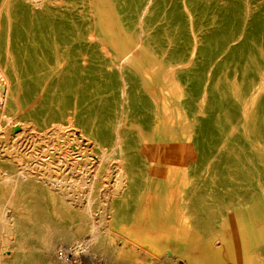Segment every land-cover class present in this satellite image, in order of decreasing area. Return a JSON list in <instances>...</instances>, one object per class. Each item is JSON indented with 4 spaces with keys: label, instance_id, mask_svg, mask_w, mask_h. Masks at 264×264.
Instances as JSON below:
<instances>
[{
    "label": "rangeland",
    "instance_id": "374dc122",
    "mask_svg": "<svg viewBox=\"0 0 264 264\" xmlns=\"http://www.w3.org/2000/svg\"><path fill=\"white\" fill-rule=\"evenodd\" d=\"M149 190L171 253L126 237ZM2 241L0 264H264V0H0Z\"/></svg>",
    "mask_w": 264,
    "mask_h": 264
},
{
    "label": "crops",
    "instance_id": "0c3cea01",
    "mask_svg": "<svg viewBox=\"0 0 264 264\" xmlns=\"http://www.w3.org/2000/svg\"><path fill=\"white\" fill-rule=\"evenodd\" d=\"M157 164L161 165L160 162ZM150 190L148 194H146L148 196H145L144 198H142V200H139V204L136 205V214L134 219L132 220L131 225L128 226L129 232L126 233V237L136 245L144 244L146 248L153 253H171L172 250L175 251L177 245L181 242L179 238H174L170 230L164 231L162 233L163 236L161 237V239H156L152 243L146 242L143 239L142 232L145 227L151 229L152 227L155 228L157 226V223L154 224L155 220L153 217L156 216V211L159 207V201L155 199L152 191ZM204 202L207 203L206 199H204ZM216 204L218 203L214 202L213 204H209V207L212 209V207H214V205ZM236 208V206L231 207L227 210V212L231 215V213H233L234 209ZM208 220L212 222L213 218L209 217Z\"/></svg>",
    "mask_w": 264,
    "mask_h": 264
},
{
    "label": "bare ground",
    "instance_id": "6f19581e",
    "mask_svg": "<svg viewBox=\"0 0 264 264\" xmlns=\"http://www.w3.org/2000/svg\"><path fill=\"white\" fill-rule=\"evenodd\" d=\"M88 1V3H89V5H90V7H91V5H92V3H93V0H87ZM85 6H87V5H85ZM88 10V9H87ZM88 13H90L89 12V10H88ZM94 19V18H93ZM97 20V19H96ZM94 22H95V20H94ZM96 27V26H95ZM94 27V28H95ZM98 27V26H97ZM107 47H108V45H107ZM110 51V50H109ZM111 53H113V52H111ZM57 55V54H56ZM124 58V57H123ZM12 62V61H11ZM59 62V61H58ZM64 62V61H63ZM51 63V62H50ZM56 63H57V59H56ZM70 63V62H69ZM67 64V63H66ZM72 64V63H71ZM58 65V64H57ZM61 65H62V63H61ZM59 66V65H58ZM74 66V65H73ZM63 68V67H62ZM73 68V67H72ZM69 69V68H68ZM131 69V68H130ZM133 69V68H132ZM134 70V69H133ZM68 71V70H67ZM69 72V71H68ZM59 73V72H58ZM64 73V72H63ZM122 75H123V73H122ZM58 80V79H57ZM148 89V88H147ZM150 90V89H149ZM156 92H158V91H156ZM150 93V92H149ZM156 94V93H155ZM157 97V96H156ZM159 101V100H158ZM157 102V101H156ZM160 104V103H159ZM157 106V105H156ZM161 107V106H160ZM172 107V106H171ZM154 108V107H153ZM162 109V108H161ZM162 111V110H161ZM160 112V111H159ZM163 115V114H162ZM124 116H125V114H124ZM156 118V117H155ZM154 119V118H153ZM127 122H129V121H127ZM157 122V121H156ZM166 122V121H165ZM122 124V123H121ZM153 124H155V123H153ZM129 126V125H128ZM118 127V126H117ZM135 127V126H134ZM154 127V126H153ZM150 128V127H149ZM151 128H152V126H151ZM135 130H136V128H135ZM135 130H134V132H135ZM153 129H151V131H152ZM169 130V129H168ZM130 131V130H129ZM137 131H138V129H137ZM144 131H146V129L144 130ZM149 131V130H148ZM163 131V130H162ZM143 133V132H142ZM155 133V132H154ZM116 134V133H115ZM124 134V133H123ZM137 134V133H136ZM154 135V134H153ZM168 135V134H167ZM138 138V137H137ZM145 138V137H144ZM152 138V137H151ZM153 140V139H152ZM143 142V141H142ZM149 144V143H148ZM140 146V145H139ZM141 148V147H140ZM144 148V147H143ZM142 148V149H143ZM144 151V150H143ZM142 151V152H143ZM154 154V153H153ZM20 156V155H19ZM107 158H108V154H107V152H105V151H101L99 154H98V160H96V162H97V167L93 170V175H92V177H91V179H90V182L87 184L85 181H84V183L82 182V180H81V182L83 183V185H84V187H85V190L88 192V194H89V199L92 197V196H95V199H96V197H99L100 195V193L98 194V192H97V184H96V181H97V176L102 172V171H105V169H106V161H107ZM112 160V159H111ZM13 162V161H12ZM3 164H5V163H3ZM150 164V163H149ZM10 165V164H9ZM187 165V164H186ZM6 166H7V164H6ZM11 166V165H10ZM21 166V165H20ZM22 168V167H21ZM23 170V169H22ZM20 171V170H19ZM38 171V170H37ZM120 171V173L122 172V170L120 169L119 170ZM26 172V171H25ZM29 172V171H28ZM27 172V173H28ZM33 172H34V170H33ZM20 173V172H19ZM150 173V172H149ZM18 174V173H17ZM21 174V173H20ZM24 174V173H23ZM31 174V173H30ZM122 174V173H121ZM121 174H119V175H121ZM22 175V174H21ZM28 175V174H27ZM41 175H43V174H41ZM102 175V174H101ZM9 176V175H8ZM34 176V175H33ZM40 176V175H39ZM37 177V176H36ZM102 177V176H101ZM4 178H5V176H4ZM14 178V177H13ZM18 178V177H17ZM35 178V177H34ZM118 178V182L120 181V184L122 183V178L121 177H117ZM6 179V178H5ZM8 179V178H7ZM20 179V178H19ZM22 179V178H21ZM9 181V180H8ZM11 181H13L12 183H11ZM4 182V181H3ZM26 183V182H25ZM30 183V182H29ZM100 184V183H99ZM102 185V184H101ZM117 185H119V184H117ZM124 185V184H123ZM22 185H21V182H20V180H18V179H13V180H10V183H8L5 187H4V189L6 190V192H7V194H8V197H7V200L8 201H10V200H12L13 199V196H14V194L16 193V192H19V191H21L22 190ZM42 187V186H41ZM101 187V186H100ZM118 187V186H117ZM160 187V186H159ZM43 188V187H42ZM46 189V188H45ZM47 190V189H46ZM99 190V189H98ZM101 198V197H100ZM99 199V198H98ZM7 200L5 201V203L7 202ZM103 200V199H102ZM12 202V201H11ZM61 202V201H60ZM8 204V203H7ZM33 205H30V208H28V213L29 214H31V215H34V214H36L37 213V211H38V209L36 208V207H32ZM92 212V206H91V201H88V203H86L81 209H80V211H79V218H80V220H81V222H82V225L86 228V225H87V220H91V213ZM91 216V217H90ZM29 217V216H28ZM34 219V218H33ZM22 220V219H21ZM30 221V220H29ZM16 232V231H15ZM2 236V235H1ZM97 238V237H96ZM2 245L0 246V249H1V251L4 249V248H6V246L4 245V241H2V243H1ZM47 245V244H46ZM6 250V249H5ZM4 250V251H5ZM43 251V250H42ZM49 252V251H48ZM45 253V252H44ZM16 254V253H15ZM47 254V253H46ZM50 254V253H49ZM7 255V254H6ZM5 255V256H6ZM10 255H12V254H10ZM6 257H8V256H6ZM1 259V258H0Z\"/></svg>",
    "mask_w": 264,
    "mask_h": 264
},
{
    "label": "built area",
    "instance_id": "2783aa9c",
    "mask_svg": "<svg viewBox=\"0 0 264 264\" xmlns=\"http://www.w3.org/2000/svg\"><path fill=\"white\" fill-rule=\"evenodd\" d=\"M59 254H60L61 256H65V255H67L65 252H63L62 249L59 250Z\"/></svg>",
    "mask_w": 264,
    "mask_h": 264
}]
</instances>
